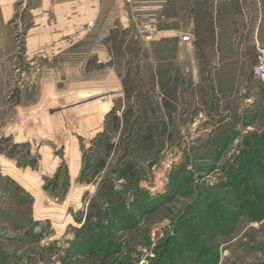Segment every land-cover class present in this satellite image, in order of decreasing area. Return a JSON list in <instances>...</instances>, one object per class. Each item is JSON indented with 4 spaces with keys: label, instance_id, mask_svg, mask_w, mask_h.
<instances>
[{
    "label": "rangeland",
    "instance_id": "1",
    "mask_svg": "<svg viewBox=\"0 0 264 264\" xmlns=\"http://www.w3.org/2000/svg\"><path fill=\"white\" fill-rule=\"evenodd\" d=\"M204 1L177 32L193 54L158 43L138 10L110 38L88 21L28 53L19 0L0 264H264V0L261 23L218 40Z\"/></svg>",
    "mask_w": 264,
    "mask_h": 264
},
{
    "label": "crops",
    "instance_id": "2",
    "mask_svg": "<svg viewBox=\"0 0 264 264\" xmlns=\"http://www.w3.org/2000/svg\"><path fill=\"white\" fill-rule=\"evenodd\" d=\"M204 2V0H29L27 7L31 16L28 22L32 27L28 29L26 35L27 52L34 48L35 41L51 40L52 36L70 31L72 26H88L87 22L93 20L95 29H91L92 34L97 36L101 34L100 30L106 29V38H110L119 29L127 30L132 25L131 11L138 10L141 14L139 15L145 20L144 26L157 30L158 43L168 42L176 51L180 44H185L194 54L192 46L194 42L180 43L177 32L181 28L184 14L188 30L194 29L196 10L203 8ZM258 2L209 1L208 7L213 11L209 21H213L215 25L217 40L229 32L248 34L250 24L261 23L262 12H258L261 2L260 0ZM19 10V0H0V88L3 89L8 88L12 82L2 76L1 69L14 71L18 66L19 52L16 41L19 36V25L22 24ZM52 26L58 30L51 31ZM217 54L221 56L224 52L217 50ZM235 55L238 61V53Z\"/></svg>",
    "mask_w": 264,
    "mask_h": 264
},
{
    "label": "built area",
    "instance_id": "3",
    "mask_svg": "<svg viewBox=\"0 0 264 264\" xmlns=\"http://www.w3.org/2000/svg\"><path fill=\"white\" fill-rule=\"evenodd\" d=\"M95 1H98V0H95ZM89 25L94 28L95 27V22L94 21H90ZM145 34L146 35V41H150V40H153L154 38V35H155V31L154 30H149V31H145ZM182 42H192L194 41V36L192 35L191 32L187 31V33L183 34L182 35ZM264 63V61H263ZM261 64L259 66V68H257L256 70V74L259 78L263 79L264 80V64Z\"/></svg>",
    "mask_w": 264,
    "mask_h": 264
},
{
    "label": "bare ground",
    "instance_id": "4",
    "mask_svg": "<svg viewBox=\"0 0 264 264\" xmlns=\"http://www.w3.org/2000/svg\"><path fill=\"white\" fill-rule=\"evenodd\" d=\"M80 99H81V98H80ZM3 166H4V167H10L9 163H7V162H4Z\"/></svg>",
    "mask_w": 264,
    "mask_h": 264
}]
</instances>
